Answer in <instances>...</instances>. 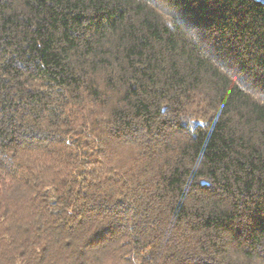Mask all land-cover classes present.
Wrapping results in <instances>:
<instances>
[{
    "label": "trees",
    "instance_id": "obj_1",
    "mask_svg": "<svg viewBox=\"0 0 264 264\" xmlns=\"http://www.w3.org/2000/svg\"><path fill=\"white\" fill-rule=\"evenodd\" d=\"M0 264H264V0H0Z\"/></svg>",
    "mask_w": 264,
    "mask_h": 264
}]
</instances>
